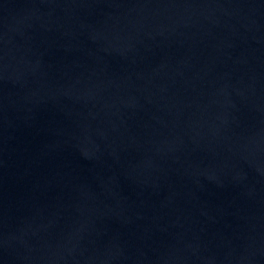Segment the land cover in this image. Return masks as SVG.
Wrapping results in <instances>:
<instances>
[{
    "label": "water",
    "instance_id": "95a60500",
    "mask_svg": "<svg viewBox=\"0 0 264 264\" xmlns=\"http://www.w3.org/2000/svg\"><path fill=\"white\" fill-rule=\"evenodd\" d=\"M0 264H264V0H0Z\"/></svg>",
    "mask_w": 264,
    "mask_h": 264
}]
</instances>
